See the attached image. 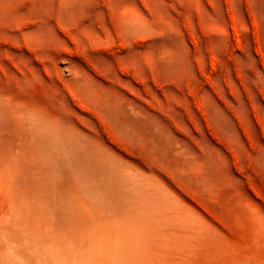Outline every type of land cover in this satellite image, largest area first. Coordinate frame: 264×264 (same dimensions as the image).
Segmentation results:
<instances>
[{"label": "rangeland", "instance_id": "rangeland-1", "mask_svg": "<svg viewBox=\"0 0 264 264\" xmlns=\"http://www.w3.org/2000/svg\"><path fill=\"white\" fill-rule=\"evenodd\" d=\"M0 264H264V0H0Z\"/></svg>", "mask_w": 264, "mask_h": 264}]
</instances>
